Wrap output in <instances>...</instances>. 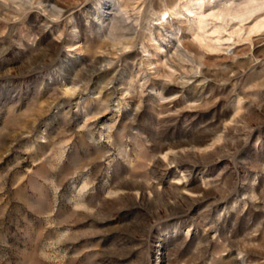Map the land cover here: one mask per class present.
Masks as SVG:
<instances>
[{
  "label": "rangeland",
  "instance_id": "374dc122",
  "mask_svg": "<svg viewBox=\"0 0 264 264\" xmlns=\"http://www.w3.org/2000/svg\"><path fill=\"white\" fill-rule=\"evenodd\" d=\"M0 264H264V0H0Z\"/></svg>",
  "mask_w": 264,
  "mask_h": 264
}]
</instances>
